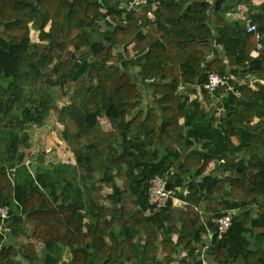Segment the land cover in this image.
<instances>
[{
	"label": "trees",
	"instance_id": "16d2710c",
	"mask_svg": "<svg viewBox=\"0 0 264 264\" xmlns=\"http://www.w3.org/2000/svg\"><path fill=\"white\" fill-rule=\"evenodd\" d=\"M123 1L0 0V207L12 209L3 226L0 217V264H202L203 235L233 209L232 227L215 236L208 260L264 264V48L252 56L255 33L226 16L253 1L222 0L226 10L216 11L212 0H161L153 21L151 0L126 24H105ZM262 10L249 18L264 33ZM210 72L227 84L215 93L223 103L208 111L190 93L200 87L210 96ZM221 109L220 120L209 114ZM56 112L75 164L27 165L26 126ZM120 114L134 125L121 129L119 159L100 118ZM164 134L175 147L162 144ZM165 173L185 208L150 206V181ZM197 205L203 213L193 218ZM39 210L58 213L71 239L63 244L55 234L18 249L20 235L33 238ZM56 242L65 254L51 249ZM161 246L170 247L163 259Z\"/></svg>",
	"mask_w": 264,
	"mask_h": 264
},
{
	"label": "crops",
	"instance_id": "0c3cea01",
	"mask_svg": "<svg viewBox=\"0 0 264 264\" xmlns=\"http://www.w3.org/2000/svg\"><path fill=\"white\" fill-rule=\"evenodd\" d=\"M216 1L217 0H212L213 4L215 5V9H216ZM252 1H253V7H250L247 4H241V5H239L237 12L228 13L226 16L229 15V17H227V18L230 19V20H234V21L245 22V20L243 19L245 16L246 17H251L252 15H254V14L258 13L260 10H262L261 6L264 3V0H252ZM223 5H225L227 7L226 4H223ZM216 11H219V10H216ZM262 11H264V10H262ZM213 19H215L214 15H213ZM260 51L261 50H257V48H256V50H254L252 52V56L257 57L259 55ZM251 80H255V77H251ZM237 81L239 83H243L244 81L246 82V78L241 77L240 79H237ZM262 83L264 84V81H262ZM251 86L253 87V85H251ZM223 95H224L223 93H221L219 95L218 94H214V95L210 94L209 97H206L203 94V92L200 90V87H198L197 88V92L190 93V101L196 99V100H198L199 102H201L203 104L204 103H207V104L210 103L211 105H213V107L216 108V107H218L217 106L218 104L220 105L221 103H223ZM221 112H222V109L221 110H217L216 113L209 112V114L212 115L215 120L216 119L220 120V117L222 115ZM103 118H106L108 120V123H109V126H106L107 123H105V121L102 119V117L100 118L101 123H102L105 131H107L108 133H110L112 135V144H111V148L109 149V152L114 157L120 159L122 157V155H121L122 145H123V143L126 140V137L123 134L121 129L131 130L133 128L134 123H133L132 117H130L128 115H125V114H120V116L116 117V118H112V117H109V116H103ZM181 123H184V119L181 120ZM162 144L163 145H167V146L170 145V146L175 147L173 142L170 140V138L168 137L167 134H164L162 136ZM199 148H201V145H199ZM115 153H117V154H115ZM218 163L219 162H216V161L211 162V164L208 167L207 173L211 172L215 168L216 164H218ZM195 181L198 183L199 182V178L197 180H195ZM116 184L119 186L118 183H116ZM208 189H209L208 185L205 184L204 185V193L207 192ZM106 191H110L109 188ZM185 193H187V191ZM176 203H177L176 207H179V208H185V206L187 204L186 201H184L183 199L178 198V197L176 198ZM230 211L233 214H237L239 212V209H233V210H230ZM196 213H203V206L202 205H197L196 211H194L192 213V217L193 218L196 217ZM40 214H43V213H40ZM254 216H257V212H255V211H254ZM55 217H56V215H55ZM33 221H34V219H33ZM53 227H57L58 228V232L55 231V232H57L55 234H59V239H60V241L63 244L69 242V240L72 237V233L67 230V228L64 226L63 223H59L58 222V224H55V225L51 226V224L47 225L46 223H42L41 220H40V223H37V224H36V220H35V227L33 229V238L31 240H29L23 234L20 235L21 237L19 236V238L17 240L19 241V240H22L21 238H24V239H26V241L28 240V242H30V241L31 242H35L37 240V238L38 239H40V238L41 239H50V238L52 239V237L47 236L45 233L47 231H50ZM142 227L144 228V225H142ZM40 232H42V236L40 235ZM206 237H207V232L203 235V240H204L203 243L206 242ZM173 240L175 242L177 241V235L176 234L173 235ZM23 244H25V243H22V245ZM63 244H61L60 242H56V243H52V245H49V246L51 247V249L53 248V251H59V252L62 251L61 253L65 254V252L67 250H65V249L63 250L62 249L63 248V246H62ZM15 246L19 249V246H17V245H15ZM41 247L42 248L44 247L43 243H41ZM168 249H170L169 246H161L160 253H159V258L163 259L167 255ZM46 253L47 252H44V254H46ZM184 255H186V252H182L181 257L184 256ZM17 259L24 262V259L21 256H18ZM202 264H212V262L206 259V260L203 261Z\"/></svg>",
	"mask_w": 264,
	"mask_h": 264
},
{
	"label": "built area",
	"instance_id": "2783aa9c",
	"mask_svg": "<svg viewBox=\"0 0 264 264\" xmlns=\"http://www.w3.org/2000/svg\"><path fill=\"white\" fill-rule=\"evenodd\" d=\"M151 0H124L120 4L121 13L118 16H112L107 14L103 18V22L107 25L112 27H116L119 23L126 24L128 22V15L131 12L142 10L143 8L147 7L150 4ZM161 4V0H156L153 3V9L148 12V16L153 21L156 20L155 10ZM246 21L247 30L250 33H255L256 37L258 38V45L257 50H261L264 48V33L260 31L256 24H253L249 17L243 18ZM143 21L140 20V24ZM148 28H145V32ZM81 62V60H79ZM227 84L226 77L220 75L217 72H210L208 74V79L205 84L206 90L211 94L214 95L222 86ZM10 177L15 179L16 173L14 170H9ZM169 183V175L165 173L163 175L159 174L156 175L150 181V187L148 192V200L150 206L155 210H162L167 208L172 202L173 206H176V198L174 194V190L172 188H168ZM12 216V209L10 206H1L0 207V217L2 219V226L4 222ZM216 223V230L213 231L207 228V237L206 242L203 243L201 248V259L208 260V251L211 249L214 243L215 236L217 235L219 239L224 238L233 224V213L229 212L225 215L218 217L215 220Z\"/></svg>",
	"mask_w": 264,
	"mask_h": 264
},
{
	"label": "rangeland",
	"instance_id": "374dc122",
	"mask_svg": "<svg viewBox=\"0 0 264 264\" xmlns=\"http://www.w3.org/2000/svg\"><path fill=\"white\" fill-rule=\"evenodd\" d=\"M229 17V15L227 16ZM31 39L34 41L38 40V32L32 31ZM133 44L130 45V49H132ZM183 87L179 89L181 91ZM68 100V97L66 99L62 98L59 99L58 105L59 107H63L66 105V101ZM205 108L210 111L211 105L210 103H204ZM58 113H53L50 117V119L47 120V122L44 125H37V124H28L24 130L25 133H27L29 137V149L26 151V163L27 165H31V163L36 160L39 161L42 166H51V165H57L61 167H65L67 164H75V159L73 157V154L68 146V144L63 140L62 138V132L63 127L58 124L57 122ZM102 119L105 121L106 126H109L108 120L106 118ZM112 136V135H111ZM114 138V137H113ZM117 154V153H115ZM74 167V166H73ZM122 184L119 186L122 189ZM111 190V189H109ZM40 197H38L39 199ZM34 199L32 201L33 205L35 206L40 203V200L35 201ZM39 201V202H38ZM33 206V207H35ZM56 217H55V215ZM58 213H53L51 211H48L45 214H40V210L34 214L32 217L34 219L33 223L36 224L40 223V220L42 223H46L47 225L53 226L55 224H58ZM47 231V230H46ZM58 232L57 227H53L50 231H47L45 234L49 237H53L55 235V232ZM40 235L42 236V232H40ZM63 235V234H62ZM21 237V236H20ZM22 240H17L16 242H13L14 245L21 246L22 243H27L28 240L21 238ZM44 249V247L42 248Z\"/></svg>",
	"mask_w": 264,
	"mask_h": 264
},
{
	"label": "water",
	"instance_id": "95a60500",
	"mask_svg": "<svg viewBox=\"0 0 264 264\" xmlns=\"http://www.w3.org/2000/svg\"><path fill=\"white\" fill-rule=\"evenodd\" d=\"M119 6H120V3L118 2V3H117V7L119 8ZM222 8H223L224 10H226V6L223 5L222 0H217V1H216V10H220V9H222ZM168 188H172V177H169ZM114 191H115V193H120V191H121V187L118 186L117 184H115ZM44 252H47V249H46V248L44 249Z\"/></svg>",
	"mask_w": 264,
	"mask_h": 264
}]
</instances>
